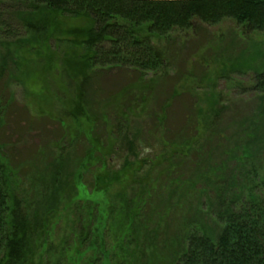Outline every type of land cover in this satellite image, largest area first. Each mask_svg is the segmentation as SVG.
<instances>
[{"label": "rangeland", "instance_id": "rangeland-1", "mask_svg": "<svg viewBox=\"0 0 264 264\" xmlns=\"http://www.w3.org/2000/svg\"><path fill=\"white\" fill-rule=\"evenodd\" d=\"M37 18L0 37V166L21 213L41 221L33 264H169L190 228L219 233L223 201L264 199V94L253 91L264 31L221 22L174 32L151 42L168 56L144 78L152 92L138 73L113 72L83 93L40 36L81 24ZM123 99L130 112L116 110ZM171 143L189 150L178 157Z\"/></svg>", "mask_w": 264, "mask_h": 264}, {"label": "trees", "instance_id": "trees-1", "mask_svg": "<svg viewBox=\"0 0 264 264\" xmlns=\"http://www.w3.org/2000/svg\"><path fill=\"white\" fill-rule=\"evenodd\" d=\"M45 12L82 26L57 32L49 24L45 26V21L40 22L45 26L41 42L45 41L62 72L79 85L81 92L87 90L92 77L113 72L138 73V88L152 92L154 81L146 85L144 78L160 74L168 64V56L164 48L158 50L151 42L169 40L174 32L221 22L264 31V0H0V37H19V28H25L29 19L38 21L37 17ZM253 91L264 94V74L255 77ZM172 98L160 106L157 120L162 127ZM132 101L123 99L116 110L121 107L130 112ZM171 144L172 154L179 157L184 146ZM184 149L189 150L187 146ZM133 164L140 165V161ZM133 164L126 162L125 167ZM1 169L0 166V264H33V245L40 236L41 221L21 213L20 202L9 194ZM48 179L55 183L56 172H50ZM225 203L220 206L224 208L218 218L222 226L219 233L212 235L190 228L184 236V248L169 264H264V199L250 197ZM90 236V249L103 248L98 227H93Z\"/></svg>", "mask_w": 264, "mask_h": 264}, {"label": "water", "instance_id": "water-1", "mask_svg": "<svg viewBox=\"0 0 264 264\" xmlns=\"http://www.w3.org/2000/svg\"><path fill=\"white\" fill-rule=\"evenodd\" d=\"M134 1H199V0H134Z\"/></svg>", "mask_w": 264, "mask_h": 264}]
</instances>
